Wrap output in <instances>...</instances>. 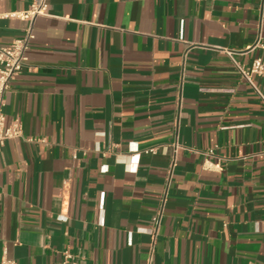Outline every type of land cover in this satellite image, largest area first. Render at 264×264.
<instances>
[{
	"label": "crops",
	"instance_id": "0c3cea01",
	"mask_svg": "<svg viewBox=\"0 0 264 264\" xmlns=\"http://www.w3.org/2000/svg\"><path fill=\"white\" fill-rule=\"evenodd\" d=\"M47 2L5 93L0 258L264 264V102L233 63L262 55L264 0Z\"/></svg>",
	"mask_w": 264,
	"mask_h": 264
},
{
	"label": "built area",
	"instance_id": "2783aa9c",
	"mask_svg": "<svg viewBox=\"0 0 264 264\" xmlns=\"http://www.w3.org/2000/svg\"><path fill=\"white\" fill-rule=\"evenodd\" d=\"M48 14V2L47 0H33L30 7L26 11H12V12H0L1 19H18L26 21L28 23L24 34L14 39L9 45L0 47V152L4 147L5 141L8 139L17 138L22 134L21 123L18 119H14L10 123L6 122V117L3 112L5 106V93L9 87L10 82L17 77L22 68L25 66L28 57L27 50L30 42L34 39L33 23L39 16H47ZM257 44V43H256ZM262 49V55L255 57L248 67H244L233 61L240 76L244 79L254 90L257 97L264 102V87H258L252 80L253 76L264 80V45H260ZM228 54H230L228 52ZM177 143L174 144L176 149ZM155 149H148L146 153H153ZM175 156L169 162L167 169V187L171 181L174 169ZM166 195V193H165ZM165 201V196L162 203ZM163 205L161 206L162 209ZM159 225V219L156 222L154 228L141 229L151 234L152 243L155 242L157 229ZM0 264H16L15 261L7 259L5 257L0 258ZM61 264H79L78 259L68 249L61 252Z\"/></svg>",
	"mask_w": 264,
	"mask_h": 264
}]
</instances>
